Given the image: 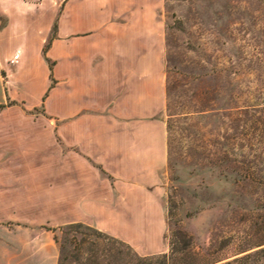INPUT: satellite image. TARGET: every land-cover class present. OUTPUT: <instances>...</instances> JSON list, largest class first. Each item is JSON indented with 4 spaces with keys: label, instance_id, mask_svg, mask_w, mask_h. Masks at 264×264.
Returning a JSON list of instances; mask_svg holds the SVG:
<instances>
[{
    "label": "crops",
    "instance_id": "0c3cea01",
    "mask_svg": "<svg viewBox=\"0 0 264 264\" xmlns=\"http://www.w3.org/2000/svg\"><path fill=\"white\" fill-rule=\"evenodd\" d=\"M162 7L0 0V264H59L78 223L169 251Z\"/></svg>",
    "mask_w": 264,
    "mask_h": 264
},
{
    "label": "rangeland",
    "instance_id": "374dc122",
    "mask_svg": "<svg viewBox=\"0 0 264 264\" xmlns=\"http://www.w3.org/2000/svg\"><path fill=\"white\" fill-rule=\"evenodd\" d=\"M161 14L169 251L68 224L59 264H264V0H163Z\"/></svg>",
    "mask_w": 264,
    "mask_h": 264
},
{
    "label": "trees",
    "instance_id": "16d2710c",
    "mask_svg": "<svg viewBox=\"0 0 264 264\" xmlns=\"http://www.w3.org/2000/svg\"><path fill=\"white\" fill-rule=\"evenodd\" d=\"M46 49H44V51H45ZM80 224V223H79ZM223 264H241V261H239V260H236V261H234V263H231V262H227V263H223Z\"/></svg>",
    "mask_w": 264,
    "mask_h": 264
}]
</instances>
